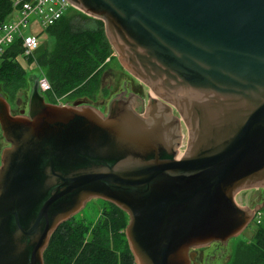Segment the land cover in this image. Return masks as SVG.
<instances>
[{
    "label": "water",
    "instance_id": "95a60500",
    "mask_svg": "<svg viewBox=\"0 0 264 264\" xmlns=\"http://www.w3.org/2000/svg\"><path fill=\"white\" fill-rule=\"evenodd\" d=\"M69 1L103 20L151 96L118 94L104 113L48 101L37 78L15 114L0 93V264H45L53 232L92 198L127 212L136 264H198L197 248L264 207H243L264 187V0Z\"/></svg>",
    "mask_w": 264,
    "mask_h": 264
},
{
    "label": "trees",
    "instance_id": "16d2710c",
    "mask_svg": "<svg viewBox=\"0 0 264 264\" xmlns=\"http://www.w3.org/2000/svg\"><path fill=\"white\" fill-rule=\"evenodd\" d=\"M12 11V0H0V24L9 19ZM43 32L54 37L53 45L42 47L28 61L35 59L52 85L46 99L57 102L63 95L95 99L101 90L100 74L113 51L103 20L72 8ZM21 52V39L17 38L5 46L0 57V93L10 103L35 80L32 75L26 76L27 70L19 60ZM102 200L96 221L85 223L75 214L59 224L45 249V264H136L125 233L127 212ZM263 210L264 207L259 213ZM255 222L252 239H239V261L234 259L229 264H264V219L256 215Z\"/></svg>",
    "mask_w": 264,
    "mask_h": 264
},
{
    "label": "rangeland",
    "instance_id": "374dc122",
    "mask_svg": "<svg viewBox=\"0 0 264 264\" xmlns=\"http://www.w3.org/2000/svg\"><path fill=\"white\" fill-rule=\"evenodd\" d=\"M87 22H91L88 20ZM30 31V26L25 28V32ZM40 45L35 51V55L42 49V47L50 48L54 43V37L49 33L43 32L40 35ZM113 48V47H112ZM22 65L27 70L26 76H34L37 79L40 76V73L45 74L43 69L37 65L36 61L29 62L23 58L19 59ZM46 75V74H45ZM47 76V75H46ZM100 83L101 90L98 92L97 96L93 100H88L93 105L97 106L102 112L107 113L109 110V103L118 94H128L129 92H137L143 99L144 103H147L149 97L151 96V89L148 85H146L143 81L135 77L132 73H130L120 62L118 53L115 49H113L110 57L107 58L106 63L102 69L100 74ZM29 86L23 90H20L17 94V97L14 101H12V111L13 113H19L21 109H28L29 95L31 92V82L28 84ZM78 99H86L85 97L70 99L66 95L60 96L57 98V102L61 103H73ZM182 139L179 149L183 150L186 148L187 139H188V127L182 121ZM9 142L6 141L5 137L2 134L0 128V156L2 149L8 145ZM260 189L250 188L246 194L243 207H254L256 206V199L258 198ZM103 200L101 198H92L90 199L86 205L75 215L79 219L83 220L85 223L94 222L99 218L101 208L103 205ZM129 216V215H128ZM258 219H264V210L261 213L257 214ZM254 228H246L243 233L240 235L244 240H251L253 236ZM239 236L232 237L227 241L226 244V254L229 255L230 260L225 263L229 264L234 259L239 261L237 258L238 255V246L241 245L239 243ZM215 244L211 243L207 247H201L198 251L201 253L203 260L200 261L198 258V264H224L223 259L215 258L216 250L214 249ZM209 257V259H205Z\"/></svg>",
    "mask_w": 264,
    "mask_h": 264
},
{
    "label": "built area",
    "instance_id": "2783aa9c",
    "mask_svg": "<svg viewBox=\"0 0 264 264\" xmlns=\"http://www.w3.org/2000/svg\"><path fill=\"white\" fill-rule=\"evenodd\" d=\"M12 2L11 16L0 24V57L5 46L20 38L22 46L20 58L25 60L34 56L44 29L59 20L70 9L77 8L69 0H12ZM28 26L30 31L25 32ZM38 83L42 93L46 94L52 90V85L45 74L40 73Z\"/></svg>",
    "mask_w": 264,
    "mask_h": 264
},
{
    "label": "flooded vegetation",
    "instance_id": "af4514ba",
    "mask_svg": "<svg viewBox=\"0 0 264 264\" xmlns=\"http://www.w3.org/2000/svg\"><path fill=\"white\" fill-rule=\"evenodd\" d=\"M130 93V92H129ZM124 94V93H123ZM137 94V93H136ZM142 98V97H141ZM150 98V97H149ZM258 189H260V192H259V195H258V198L256 199V203H255V205H257V204H260V203H262L263 201H264V187H258ZM260 212V211H259ZM259 212H257L256 214H255V216L259 213ZM255 216H254V218L252 219V221L248 224V226L246 227L247 229L249 228H255V226H256V222H255ZM245 228V229H246ZM244 231V230H243ZM243 231L240 233V235L243 233ZM240 235H238L239 237H240ZM249 241V240H248ZM212 243H214L215 244V246H214V249L216 250V255H211V256H215V258H221V259H223V262H224V264L225 263H227L229 260H230V257H229V255L228 254H226V244L227 243H224V242H220V241H214V242H212ZM211 244V243H210ZM209 245V244H208ZM208 245H206V246H203V247H207ZM201 247H199V248H197L196 249V256H195V259H194V261H196L197 263H198V258L200 259V261L201 260H203V257H202V255H201V253L198 251L199 249H200ZM205 259H209V257H206L205 256Z\"/></svg>",
    "mask_w": 264,
    "mask_h": 264
}]
</instances>
